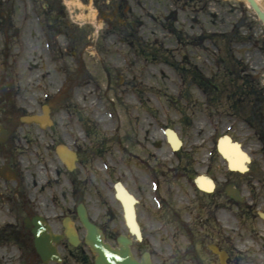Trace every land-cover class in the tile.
Here are the masks:
<instances>
[{
	"label": "rangeland",
	"instance_id": "374dc122",
	"mask_svg": "<svg viewBox=\"0 0 264 264\" xmlns=\"http://www.w3.org/2000/svg\"><path fill=\"white\" fill-rule=\"evenodd\" d=\"M0 2L7 3L0 6V93L2 86L8 84V81L2 83V69L5 68L4 73L15 74L14 86L19 85V79H24L25 83L21 85L23 91L19 96L27 101L25 114H39L50 96L62 101L56 103L55 99L50 98L54 122L51 128L42 131L35 125H23L19 131L28 133L30 140L27 145L39 150L41 181L45 180V174L52 179V195L66 188V182L71 177L54 154L53 150L58 144L78 147L83 152L85 148L99 144L104 136L115 137L114 140L119 138L123 142L119 151L116 142L108 141L101 155L91 157L89 164L92 170L83 172L78 168L73 173L81 179L95 182L114 179L109 178V175L113 176L111 169H114V165L130 163L122 147L127 143L134 145L131 138L133 133L140 135L141 141L146 130L155 131V125L164 127L167 124L181 133L187 140L185 149L189 148V144L196 148V161L200 166L211 148L213 132L218 137L230 133L236 140H242L238 132L244 131L243 125L225 121V116L230 113V103L224 95L216 104H211L209 92L198 90L190 76L182 77L171 66L172 63H182L179 67L186 71L194 70L205 79L217 71L213 76L215 82L226 84L228 88L227 79L222 74L226 67L241 69L238 62L242 67H251L252 60H263L264 54L252 53L264 44V25L256 19L246 0ZM258 2L264 8V0ZM52 6L56 7L55 11ZM125 6L128 8L126 11ZM60 10L64 14L60 20L62 26L55 30L48 22L51 24L52 18ZM1 12L4 14L1 15ZM119 17L126 24L121 23ZM93 18L96 24L92 22ZM241 20H244V24L237 32L236 40L221 36L233 31ZM133 23L134 28L131 27ZM133 36L139 43L132 39ZM247 37L258 40V45L249 49L244 45ZM139 45L163 54V57L156 60L146 58L139 51ZM228 51L232 55L230 60ZM243 51H251L249 64L244 62ZM223 57L225 62L221 60ZM69 84L70 87H67ZM14 86L12 89H15ZM184 90L187 91L186 96L182 94ZM62 95L68 96L63 99ZM68 99L69 111L63 103ZM137 100L142 101L145 108L139 107ZM248 105L243 107L245 111L250 109ZM133 109L139 115L137 119L141 118L140 123L132 117ZM152 109L156 121L151 123L150 118L142 116L141 112L144 110L154 115ZM117 129L120 130L119 137L116 135ZM138 145L135 147L137 151L140 150ZM50 160L52 174L47 165ZM218 165L221 166L220 161ZM181 187L182 192L177 195L182 198L181 206L186 212L193 196L190 186L184 183ZM253 187L256 188V185ZM217 199L219 207L233 206L231 214L228 209H218L216 214L217 224L232 240L230 245L225 246L234 249L231 257L239 261L238 264H261L263 255L259 250L262 244L257 219L247 220L242 209L237 215L234 205L226 202L224 197ZM195 206L201 207L202 204L191 205L188 211L191 215L196 212ZM207 216L208 212L203 209L200 220L198 217L199 222L194 223L192 219L190 223L196 226V237L203 240L201 248L198 247L196 251L204 263L207 262L206 258H212L213 264H220L209 251V245L216 244L219 239L214 235L209 236L208 228L211 226L206 223ZM185 219H188L187 216ZM173 221L168 228L179 227ZM169 237L164 236L166 242ZM188 247L184 243L179 250L177 264H198L192 255H185ZM160 257L156 254L154 262Z\"/></svg>",
	"mask_w": 264,
	"mask_h": 264
},
{
	"label": "flooded vegetation",
	"instance_id": "af4514ba",
	"mask_svg": "<svg viewBox=\"0 0 264 264\" xmlns=\"http://www.w3.org/2000/svg\"><path fill=\"white\" fill-rule=\"evenodd\" d=\"M55 8L52 6L54 11ZM60 15V18L57 15L52 18V29L62 26L54 24H60L63 19L61 10ZM118 19L126 24L120 17ZM244 45L252 49L258 43L247 40ZM263 48L264 44H261L252 54H264ZM242 53L245 54L244 62L249 64L251 51ZM250 64L251 67L240 66L241 69L235 74L229 72L232 80L228 88L226 84L215 82L214 73L210 75L209 83L211 104H216L224 95L230 103V113L225 116V121L242 124L244 127V131L238 134L251 156V163L245 173L232 172L218 165L214 140L211 142L213 151L206 155V164L202 166L196 161L197 152L191 144L188 149L182 146L173 153L167 145L165 128L155 125L157 130H146L141 141L140 135L132 134L134 145L127 143L123 147L130 163L114 165L115 180L93 182L71 173L66 188L57 190L53 195L52 179L45 174V180L41 181L39 150L27 145L30 140L28 133L23 130L19 132L22 129L20 118L24 115L21 108L28 106L27 101L20 98L21 92L12 89L15 74L4 73L8 77H3L2 82L8 81V84L2 86L0 93V127L6 133V139L0 142V264H100V254L89 244L91 230L82 220L85 216L94 225L96 232L103 235V243L120 257L115 264H177L180 259L179 250L184 243L190 244L189 248L194 246L196 250L201 248L203 242L196 237V228L171 229L164 227L161 222L165 219H183V202L177 194L182 192L181 186L184 183L190 186L193 204H202L201 207L195 206L197 212L201 208L209 212L216 207L213 214H217L218 209L224 210L223 206H216L217 198L220 197L233 203V199L226 194L229 185L246 193L248 206L243 207L247 211L256 207L264 212V59L252 60ZM23 83L24 79H19V86ZM247 104L250 109L245 111L243 107ZM132 114L134 120L140 123L141 118L137 119L139 115L136 110ZM141 114L149 117L151 123L156 121L144 111ZM144 122L147 124V121ZM119 132L117 129V137ZM181 138L185 145L187 140L183 135ZM116 144L121 150L123 142L119 138ZM136 145L140 147L139 151L135 149ZM76 151L80 157L81 150L76 148ZM168 154L172 160L166 163ZM47 165L52 174V160ZM79 167L83 172L91 168L89 164H81ZM201 174L214 180V193L205 194L198 189L195 179ZM118 182L137 200L135 222L138 227L129 225L126 212L116 197L115 184ZM81 207L86 212L80 211ZM235 209L237 211L240 207ZM35 219L39 220L37 225ZM257 221L262 244L259 250L263 255L260 263L264 264V219L257 215ZM36 230L39 238L35 234ZM190 235H193L191 239L188 238ZM212 235L215 236V233L210 229L209 236ZM164 236H170L168 242ZM37 240L45 242L38 244ZM227 245H230L229 239L222 236L214 246L219 252L227 254L225 264H238L239 261L231 257L232 249L225 247ZM209 249L211 255L222 264L220 256ZM52 251H55L54 257ZM156 254L161 257L154 262ZM206 259V264H213L212 258ZM198 263L204 264L201 260Z\"/></svg>",
	"mask_w": 264,
	"mask_h": 264
},
{
	"label": "water",
	"instance_id": "95a60500",
	"mask_svg": "<svg viewBox=\"0 0 264 264\" xmlns=\"http://www.w3.org/2000/svg\"><path fill=\"white\" fill-rule=\"evenodd\" d=\"M251 7L258 13L260 18L264 21V13L258 6L255 0H248ZM45 116L39 117V116H33V117H26L23 118L22 121L25 123H38L42 128H46L48 125H51V121L49 118V109L47 107H44ZM59 155L60 152L58 151ZM74 159V156H73ZM73 161V160H72ZM232 193V192H229ZM234 197L238 200H241L238 196V194L233 193ZM87 224L86 219L84 220ZM88 228L91 230V238L89 239V244L95 250L100 254V259L98 262L100 264H115L120 260V257L118 254L113 251L108 245H105L101 240V235L96 232L94 227L88 226ZM52 256H55V251H52Z\"/></svg>",
	"mask_w": 264,
	"mask_h": 264
},
{
	"label": "bare ground",
	"instance_id": "6f19581e",
	"mask_svg": "<svg viewBox=\"0 0 264 264\" xmlns=\"http://www.w3.org/2000/svg\"><path fill=\"white\" fill-rule=\"evenodd\" d=\"M260 4H261V3H260ZM92 22H93L94 24H96V22H95V18L92 19ZM166 136H167L168 143H169L170 147H171L172 149L176 150V149L178 148V145H177V141H176L175 136H174L171 132H169V131L166 132ZM61 154H62L63 159L65 160L64 162H70V160H71V157H70V156H68L67 154H64L63 152H61ZM231 158H232V159L229 160V165H230V167H231V168H233V167H237V166L239 165V163L241 162V161H240V157L234 155V156L231 157ZM199 183H200V186H201V187H205V185L208 184V183H206V182H204V181H202V180H200ZM123 202H124V201H123ZM124 206H125V202H124Z\"/></svg>",
	"mask_w": 264,
	"mask_h": 264
},
{
	"label": "clouds",
	"instance_id": "9594fccd",
	"mask_svg": "<svg viewBox=\"0 0 264 264\" xmlns=\"http://www.w3.org/2000/svg\"><path fill=\"white\" fill-rule=\"evenodd\" d=\"M93 11H95V9H93ZM94 54V53H93Z\"/></svg>",
	"mask_w": 264,
	"mask_h": 264
}]
</instances>
